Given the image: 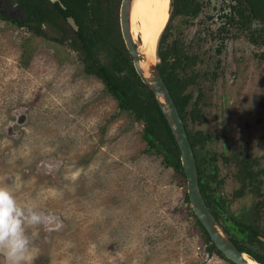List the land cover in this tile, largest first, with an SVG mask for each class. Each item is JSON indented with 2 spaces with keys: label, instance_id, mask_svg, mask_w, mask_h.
Here are the masks:
<instances>
[{
  "label": "rangeland",
  "instance_id": "1",
  "mask_svg": "<svg viewBox=\"0 0 264 264\" xmlns=\"http://www.w3.org/2000/svg\"><path fill=\"white\" fill-rule=\"evenodd\" d=\"M219 3L230 12L231 0ZM209 8L200 23L176 17L167 43H190L203 30L207 41L192 52L205 61L194 68L219 62L217 77L199 82L202 119L187 120L212 136L204 147L220 154L223 194L232 198L238 167L223 155L248 156L264 168V60L255 55L264 48L237 32L239 39L223 42L227 16L206 20ZM142 128L84 72L73 49L0 18V183L14 186L20 203L59 218V227L31 230L34 264H229L205 250L187 184L145 150ZM251 203L248 193L232 207Z\"/></svg>",
  "mask_w": 264,
  "mask_h": 264
},
{
  "label": "trees",
  "instance_id": "2",
  "mask_svg": "<svg viewBox=\"0 0 264 264\" xmlns=\"http://www.w3.org/2000/svg\"><path fill=\"white\" fill-rule=\"evenodd\" d=\"M12 1L26 10V20L16 21L1 14L0 18L17 28H27L35 36L73 49L83 64L84 72L101 81L104 89L116 101L118 109L135 121L142 122L141 137L146 144L145 150L162 157L163 165L173 169L187 184L180 149L155 95L136 73L125 46L119 20L121 0H60V3L49 0ZM201 1L171 0L170 19L158 42L156 67L171 94L194 149L202 193L210 211L240 252L264 264V168L258 167V161L248 156L234 155L229 158L223 155L222 158L227 163L234 161L237 164L235 178L240 184L234 190L232 198L224 196L225 180L220 176L221 170L217 163L220 154L204 147L212 136L193 131L187 120L188 114L192 120L202 119L197 105L202 94L199 82L203 79L212 81L217 76L211 58H206L209 65L204 70L194 68L195 65L204 63L205 54L192 52V49L201 48V44L207 40L202 37V30H199V36L190 43H167L172 21L182 16L189 25L190 20L199 16ZM234 1L239 5L248 3L249 7L243 9L235 6L236 16L233 22L241 28L249 29L250 40L259 43V30H253L252 24L254 21L264 23V0ZM69 17L74 18L78 30L68 23ZM210 36L214 37V34L211 33ZM196 89L197 98L187 110ZM258 105L264 109V95L259 99ZM248 193L251 194L252 203L233 209V203ZM185 201L190 204L188 193ZM189 214L200 229L207 253L216 254L229 264H235L218 250L191 208Z\"/></svg>",
  "mask_w": 264,
  "mask_h": 264
},
{
  "label": "water",
  "instance_id": "3",
  "mask_svg": "<svg viewBox=\"0 0 264 264\" xmlns=\"http://www.w3.org/2000/svg\"><path fill=\"white\" fill-rule=\"evenodd\" d=\"M49 1L52 3H60V0ZM130 7L131 0L121 1L119 11L121 34L128 53L132 58V64L136 73L140 77L141 81L144 82L150 91L155 95L157 103L174 137L176 145L178 149H180L181 162L187 180V190L191 209L207 231L215 246L227 259L231 260L235 264H247L245 260V253L240 252L236 248L206 203L200 185L197 159L194 149L190 145L184 123L179 116L171 94L156 65L149 67L148 76H145L143 70L141 69L140 62L143 57L140 53H138V47L132 35L130 27ZM68 23L75 30L79 29L74 18L69 17Z\"/></svg>",
  "mask_w": 264,
  "mask_h": 264
},
{
  "label": "clouds",
  "instance_id": "4",
  "mask_svg": "<svg viewBox=\"0 0 264 264\" xmlns=\"http://www.w3.org/2000/svg\"><path fill=\"white\" fill-rule=\"evenodd\" d=\"M44 226L59 227L52 212L20 203L14 186L0 183V257L4 264H34L36 249L31 230Z\"/></svg>",
  "mask_w": 264,
  "mask_h": 264
},
{
  "label": "bare ground",
  "instance_id": "5",
  "mask_svg": "<svg viewBox=\"0 0 264 264\" xmlns=\"http://www.w3.org/2000/svg\"><path fill=\"white\" fill-rule=\"evenodd\" d=\"M170 0H131L130 27L145 76L156 59L160 36L169 20ZM247 264H260L245 254Z\"/></svg>",
  "mask_w": 264,
  "mask_h": 264
},
{
  "label": "flooded vegetation",
  "instance_id": "6",
  "mask_svg": "<svg viewBox=\"0 0 264 264\" xmlns=\"http://www.w3.org/2000/svg\"><path fill=\"white\" fill-rule=\"evenodd\" d=\"M204 1H206V3H203ZM213 1H214V3H213ZM231 1L233 3H232V5H230V12L225 13V11H222V9H224V8L220 5L219 0H202L201 4H200L201 12L199 14V17H197L200 19L197 20V23H200L203 21L202 20L203 18L200 16L203 13L204 6L209 5L210 8L208 11V15H206V17L204 19L211 20V18H212L211 15L216 13V12H218V13L220 12V15H222L223 17L227 16V19L223 22V27H220L221 28V31H220L221 34L218 36V37H221L220 39L223 42L228 41V40H233V39H235V40L239 39L238 35L235 34L237 32V33H239L241 38H247L248 41L251 44H253L254 46H258L259 48L260 47L264 48V23L257 24L255 21L253 22V24H252L253 30H259V43L252 42L250 40V30L245 29V28H241V26H238L233 22L235 19V16H236L235 6H236V8L243 7V9H246L249 7V4L244 3L243 5H239V3H237L236 1H234V0H231ZM4 12H7V14H8V15H6V18H10V19L16 20V21H18V20L25 21L26 20V10L21 9L19 6H17L16 2H14L12 0H0V14L4 15ZM17 16H20V17H17ZM169 19H170V9H169ZM5 21H7V20H5ZM168 22H169V20H168ZM168 22H167V24H168ZM255 23H256V26H255ZM167 24H166V26H167ZM202 32H203V30H202ZM204 36H206V35H204ZM218 37L216 39H218ZM221 47H222V44H221V46H219L218 49H216L217 52H221ZM255 55H256V59L258 61L264 60V52L263 51L258 52V54H255ZM218 64H219V62L216 60L213 63L214 70L217 74H218ZM239 72H240V70H239ZM263 81H264L263 79L258 80L259 83L263 82ZM263 88L264 87H262V89ZM263 95H264V93H263Z\"/></svg>",
  "mask_w": 264,
  "mask_h": 264
}]
</instances>
